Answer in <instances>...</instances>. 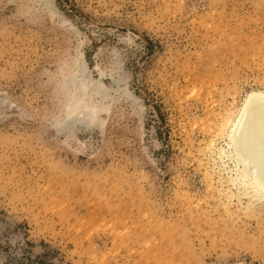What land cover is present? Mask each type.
Wrapping results in <instances>:
<instances>
[{"label":"rangeland","instance_id":"374dc122","mask_svg":"<svg viewBox=\"0 0 264 264\" xmlns=\"http://www.w3.org/2000/svg\"><path fill=\"white\" fill-rule=\"evenodd\" d=\"M253 91L264 0H0V264H264Z\"/></svg>","mask_w":264,"mask_h":264},{"label":"bare ground","instance_id":"6f19581e","mask_svg":"<svg viewBox=\"0 0 264 264\" xmlns=\"http://www.w3.org/2000/svg\"><path fill=\"white\" fill-rule=\"evenodd\" d=\"M94 86L97 87V83ZM89 88L91 85L81 83L77 98L73 99L70 104L72 112L77 115L76 119L87 124L95 119V112L89 110L84 103ZM257 106H261L264 110V92H251L234 120H230V117L226 118L222 126L229 128L226 134L227 145L239 167L238 178L246 191L251 190L254 197L264 200V135H259L257 130L246 135L247 119L252 109ZM260 113L264 119V111ZM221 152L224 154V150Z\"/></svg>","mask_w":264,"mask_h":264},{"label":"water","instance_id":"95a60500","mask_svg":"<svg viewBox=\"0 0 264 264\" xmlns=\"http://www.w3.org/2000/svg\"><path fill=\"white\" fill-rule=\"evenodd\" d=\"M258 108V109H257ZM253 108L250 112V116L247 119V130L246 135H250L254 130L259 132V135H264V119L261 117V111H264L261 106Z\"/></svg>","mask_w":264,"mask_h":264}]
</instances>
